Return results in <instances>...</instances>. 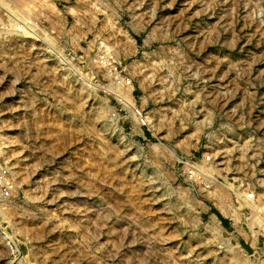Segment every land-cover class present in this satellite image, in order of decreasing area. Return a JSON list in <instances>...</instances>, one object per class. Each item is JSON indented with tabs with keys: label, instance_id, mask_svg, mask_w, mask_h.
I'll return each mask as SVG.
<instances>
[{
	"label": "rangeland",
	"instance_id": "1",
	"mask_svg": "<svg viewBox=\"0 0 264 264\" xmlns=\"http://www.w3.org/2000/svg\"><path fill=\"white\" fill-rule=\"evenodd\" d=\"M0 1V264H264V0Z\"/></svg>",
	"mask_w": 264,
	"mask_h": 264
},
{
	"label": "bare ground",
	"instance_id": "2",
	"mask_svg": "<svg viewBox=\"0 0 264 264\" xmlns=\"http://www.w3.org/2000/svg\"><path fill=\"white\" fill-rule=\"evenodd\" d=\"M0 3H1V4H5L3 1H0ZM17 7H18V6H17ZM17 7H16V8H17ZM2 10H5V9H2ZM21 11H22V10H20V12H21ZM7 12H8V11H7ZM7 12H6V13H7ZM14 12H15V11H14ZM16 12H17V11H16ZM27 14H28V13H27ZM12 15H13V14H12ZM28 15H29V14H28ZM22 16H23V15H22ZM25 16H26V15H25ZM18 20H19V19H18ZM18 20H16V21H18ZM28 20H29V19H28ZM19 23H20V22H19ZM16 27H18V26H16ZM20 27H21V26H20ZM15 29H16V28H15ZM33 29H34V28H33ZM20 30H21V29H20ZM21 31H22V33L26 34V32H23V30H21ZM28 34L30 35V33H28ZM41 34H42V33H41ZM41 34H40V35H41ZM44 35H45V34H44ZM44 35H43V36H44ZM33 36H34V35H33ZM48 38H49V37H48ZM48 38H47V41H48ZM49 39H50V38H49ZM49 41H50V40H49ZM45 43H46V41H45ZM47 44H48V43H47ZM49 44H50V43H49ZM49 44H48V45H49ZM51 44H52V42H51ZM49 47L51 48L50 45H49ZM47 49H48V48H47ZM118 91H119V90L117 89V92H118ZM119 97H120V96H119ZM121 98H122V97H121ZM122 99H123V98H122ZM124 101H125V100H124ZM126 102H127V101H126ZM214 222H215V221H214ZM236 247H237V245H236ZM237 248H238V247H237ZM235 251H236V250H235ZM232 261H233V258L230 257V259H229V261H228L229 264H232Z\"/></svg>",
	"mask_w": 264,
	"mask_h": 264
},
{
	"label": "built area",
	"instance_id": "3",
	"mask_svg": "<svg viewBox=\"0 0 264 264\" xmlns=\"http://www.w3.org/2000/svg\"><path fill=\"white\" fill-rule=\"evenodd\" d=\"M251 198V197H250Z\"/></svg>",
	"mask_w": 264,
	"mask_h": 264
}]
</instances>
